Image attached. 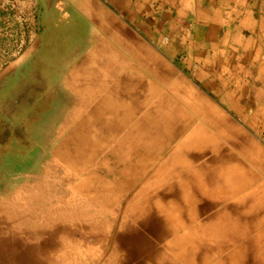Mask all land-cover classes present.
Here are the masks:
<instances>
[{
  "label": "crops",
  "instance_id": "1",
  "mask_svg": "<svg viewBox=\"0 0 264 264\" xmlns=\"http://www.w3.org/2000/svg\"><path fill=\"white\" fill-rule=\"evenodd\" d=\"M23 8L18 65L49 48L66 98L55 163L114 182L67 189L83 203L51 224V248L70 264H264V0ZM16 245L2 264H21Z\"/></svg>",
  "mask_w": 264,
  "mask_h": 264
},
{
  "label": "rangeland",
  "instance_id": "2",
  "mask_svg": "<svg viewBox=\"0 0 264 264\" xmlns=\"http://www.w3.org/2000/svg\"><path fill=\"white\" fill-rule=\"evenodd\" d=\"M24 1L26 0H0V89L4 81L15 71L19 73L17 72L18 76L12 82L11 87L15 86L18 89V81L21 78V64L18 65L21 60V35L24 31L27 35L28 30L31 29L29 21H23L25 17V10L23 8ZM61 33L63 35V31ZM59 39L61 44L52 47L54 48V52L56 50L58 52L60 51L58 50L59 46H63V48L66 46V38ZM52 61L54 62L53 59ZM45 67L48 70L47 74L55 75V66L53 64L49 65L47 63ZM58 137H53V140L51 137L52 144H49L51 146L48 148L49 154L42 161V165L38 164L35 167V172L39 176L24 173L18 178L17 176L21 174V166L13 165L9 166V173L16 175L12 182H9L8 185L5 183L4 185L1 182V179L4 180L3 176L0 178V246L3 243L5 245L7 242H14V247L17 248L18 245L16 244H21L17 252L11 251L10 254L11 257L12 254L21 255V264H70V260L73 258L67 255L66 244L59 246L57 251L53 250L50 244L51 224H55L57 219L61 222L65 221L66 212L71 213L72 211V200H78L79 204L83 203L82 198L67 197V189H71L70 186L73 184L82 189L91 186L101 187V184L106 185V190L113 188L112 185L114 182L89 181L86 178V175L89 174L90 176L92 172H97V166L90 173L85 169L83 174L75 175L73 178L74 181L66 180L65 165H58L57 161L55 163L58 153L56 148L54 150V157L52 154L54 149L53 145L55 146L57 142L58 144L60 142ZM35 154H39L38 151ZM23 163H27V161L25 160ZM31 172L29 173L33 174V171ZM48 172L49 174L45 175ZM127 184L129 185V183H125V185ZM88 194H92L91 191H88ZM27 197L28 199H26ZM112 200L113 198L107 204L110 203L109 205H112ZM35 236L39 238H32ZM0 264H2L1 261ZM84 264H90V261H86Z\"/></svg>",
  "mask_w": 264,
  "mask_h": 264
},
{
  "label": "flooded vegetation",
  "instance_id": "3",
  "mask_svg": "<svg viewBox=\"0 0 264 264\" xmlns=\"http://www.w3.org/2000/svg\"><path fill=\"white\" fill-rule=\"evenodd\" d=\"M50 52L45 47L39 56L23 63L18 89L11 87L18 71L12 72L0 89V178L3 176L4 185L16 176L9 173V166H21L18 178L24 173L39 176L35 167L42 165L49 154L51 137L53 140L60 133L66 98L58 85L56 69L54 76L47 74L45 65L54 66ZM25 160L27 163H23Z\"/></svg>",
  "mask_w": 264,
  "mask_h": 264
},
{
  "label": "bare ground",
  "instance_id": "4",
  "mask_svg": "<svg viewBox=\"0 0 264 264\" xmlns=\"http://www.w3.org/2000/svg\"><path fill=\"white\" fill-rule=\"evenodd\" d=\"M15 85V84H14ZM14 89V88H13ZM8 94V93H7ZM48 98V97H47ZM42 103V102H41ZM45 103V102H44ZM44 110V109H43ZM42 112V111H41ZM40 122V121H39ZM132 126V125H131ZM32 135V134H31ZM103 138H105V137H103ZM96 140V139H95ZM86 141H87V139H86ZM92 142V141H91ZM91 149V148H90ZM86 150V149H85ZM83 151V150H82ZM91 151V150H90ZM92 152V151H91ZM93 153V152H92ZM95 153H96V151H95ZM84 154V153H83ZM79 156V155H78ZM77 157V156H76ZM81 157V156H80ZM86 157V156H85ZM27 158V157H26ZM83 158V157H82ZM86 159H89V158H85V160ZM11 161V160H10ZM75 161H78V160H75ZM81 161H83V160H81ZM20 163V162H19ZM74 164V163H73ZM84 164V163H83ZM85 165V164H84ZM52 167V166H51ZM50 167V168H51ZM44 168V167H43ZM59 168V167H58ZM71 168V167H70ZM77 168H79L78 166H77ZM82 168V167H81ZM72 169V168H71ZM76 169V168H75ZM54 171H55V169H54ZM70 172V171H69ZM78 172V171H77ZM80 172V171H79ZM83 173V172H82ZM47 174H49V172L47 173ZM52 174V173H51ZM62 175V174H61ZM55 177H57V176H55ZM54 179H56V178H54ZM59 179V178H58ZM71 180V179H70ZM65 181V180H64ZM129 183V182H128ZM50 184V183H49ZM48 184V185H49ZM71 184V183H70ZM98 185V184H97ZM102 185V184H101ZM128 185V184H127ZM126 185V186H127ZM106 186V185H105ZM111 186V185H110ZM28 187V186H27ZM32 187V186H31ZM49 187V186H48ZM64 187V186H63ZM25 188V187H24ZM96 188V187H95ZM56 189V188H55ZM54 189V190H55ZM110 189V188H109ZM48 190V189H47ZM57 190V189H56ZM102 190V189H101ZM24 191H26V190H24ZM51 191V190H50ZM59 191V190H58ZM89 191V190H88ZM68 193V192H67ZM44 194V193H43ZM55 194V193H54ZM58 194V193H57ZM61 194V193H60ZM65 194V193H64ZM63 196V195H62ZM65 198V197H64ZM22 199V198H21ZM26 199H28V197L26 198ZM25 200V199H24ZM46 200V199H45ZM81 201V200H80ZM25 202V201H24ZM58 203V202H57ZM63 203V202H62ZM78 203V202H77ZM37 205V204H36ZM68 211V210H67ZM119 211V210H118ZM26 212H27V210H26ZM49 212V211H48ZM65 212V211H64ZM67 213H69V212H67ZM43 218V217H42ZM53 221V220H52ZM90 260V259H89Z\"/></svg>",
  "mask_w": 264,
  "mask_h": 264
},
{
  "label": "built area",
  "instance_id": "5",
  "mask_svg": "<svg viewBox=\"0 0 264 264\" xmlns=\"http://www.w3.org/2000/svg\"><path fill=\"white\" fill-rule=\"evenodd\" d=\"M23 21H25V19H23ZM25 38H26V33L24 31V32H22V35H21V52H22V48L24 47V44H25Z\"/></svg>",
  "mask_w": 264,
  "mask_h": 264
}]
</instances>
